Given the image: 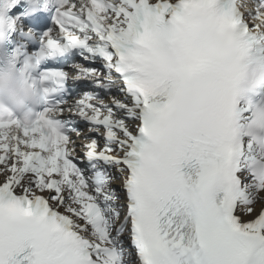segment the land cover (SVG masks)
Masks as SVG:
<instances>
[{
  "label": "snow or ice",
  "instance_id": "obj_1",
  "mask_svg": "<svg viewBox=\"0 0 264 264\" xmlns=\"http://www.w3.org/2000/svg\"><path fill=\"white\" fill-rule=\"evenodd\" d=\"M0 31L40 45L0 264H264V0H0Z\"/></svg>",
  "mask_w": 264,
  "mask_h": 264
},
{
  "label": "clouds",
  "instance_id": "obj_2",
  "mask_svg": "<svg viewBox=\"0 0 264 264\" xmlns=\"http://www.w3.org/2000/svg\"><path fill=\"white\" fill-rule=\"evenodd\" d=\"M7 39V34L0 31V51ZM38 106L39 96L18 65L10 56L0 55V116H15L27 123Z\"/></svg>",
  "mask_w": 264,
  "mask_h": 264
}]
</instances>
